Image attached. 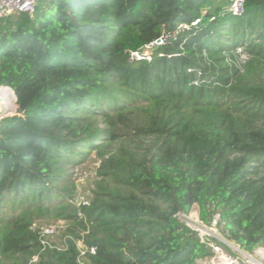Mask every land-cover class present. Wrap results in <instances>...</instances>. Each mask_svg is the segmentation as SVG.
<instances>
[{
	"label": "trees",
	"instance_id": "16d2710c",
	"mask_svg": "<svg viewBox=\"0 0 264 264\" xmlns=\"http://www.w3.org/2000/svg\"><path fill=\"white\" fill-rule=\"evenodd\" d=\"M233 1L37 0L0 18L20 111L0 122V264H80V240L86 264H200L212 248L177 216L195 207L264 248V0ZM93 151L77 202L69 167ZM41 219L66 225V249L42 246Z\"/></svg>",
	"mask_w": 264,
	"mask_h": 264
},
{
	"label": "built area",
	"instance_id": "2783aa9c",
	"mask_svg": "<svg viewBox=\"0 0 264 264\" xmlns=\"http://www.w3.org/2000/svg\"><path fill=\"white\" fill-rule=\"evenodd\" d=\"M36 4L37 0H0V18L23 13L32 17L36 10ZM231 8L234 14L241 15L244 12V0H234ZM187 27V24H181L179 29ZM176 34L177 32H169L146 45L144 49L131 52V60L151 59L152 50L157 46L166 44L169 39L174 37ZM17 106L18 104L14 90L8 86H0V122L8 116H13ZM193 210L189 214L180 212L177 216L178 219L184 222L196 235L198 234L197 236H199L202 242L212 248V255L200 260V264H264L263 247H259L258 260L237 245L236 247L230 242L232 240L227 239L222 234L221 237L217 234V231L220 232V213H215L212 220L209 223H205L199 216V210H196L198 215L195 216L193 214ZM65 226L66 225L63 222H53L38 229L39 239L42 246L44 248L56 247L58 250L66 249V242L55 244L54 240L57 235L62 233ZM77 246L80 252V264H86L85 260H87V255L96 253V247L88 246L82 240L78 242ZM228 246L234 247L237 253L234 255L226 253L225 250ZM243 256H246L245 260H243ZM36 259L37 257L34 258V260ZM204 260H208L210 262L205 263Z\"/></svg>",
	"mask_w": 264,
	"mask_h": 264
},
{
	"label": "rangeland",
	"instance_id": "374dc122",
	"mask_svg": "<svg viewBox=\"0 0 264 264\" xmlns=\"http://www.w3.org/2000/svg\"><path fill=\"white\" fill-rule=\"evenodd\" d=\"M241 52V58L247 59L248 55L244 53L242 50H239ZM19 107L17 106L16 111L13 113V115L19 114ZM100 164V161L95 153L93 151L88 155L85 161L73 166L69 167L70 173L72 174V181L73 184L76 186V200L77 202H81L83 200H89L91 197V190L94 188V182L97 178L96 170ZM196 208V207H195ZM197 209L193 210V214L198 215ZM50 223H53L52 221H48L47 219H41L38 220L34 226L35 229H40L41 227H44L46 225H49ZM217 234L221 237V232L217 231ZM198 235V234H197ZM199 237V236H198ZM235 246L236 244L233 241H230ZM237 247V246H236ZM226 253H229L230 255H234L237 253L234 249V247H227L225 250ZM249 253V252H247ZM253 257L259 260V248L255 249L251 253H249ZM243 260H245L246 256H243ZM200 261V260H199ZM205 263H209L210 261L204 260ZM201 263V261L199 262ZM245 263V261H244Z\"/></svg>",
	"mask_w": 264,
	"mask_h": 264
}]
</instances>
